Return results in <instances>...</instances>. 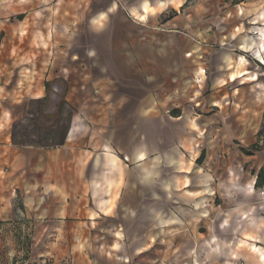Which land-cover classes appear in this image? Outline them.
<instances>
[{"label": "crops", "instance_id": "1", "mask_svg": "<svg viewBox=\"0 0 264 264\" xmlns=\"http://www.w3.org/2000/svg\"><path fill=\"white\" fill-rule=\"evenodd\" d=\"M222 2L0 0V238L91 227L121 199L137 206L140 182L148 183L149 211L156 210V186L150 181L165 176L154 171L165 151L161 133L172 137L174 148L183 142L179 131L197 120L186 105L198 94L187 57L226 37ZM253 20L261 26H253L255 36H245L238 48L264 62V12ZM237 61L227 54L216 64L235 70ZM248 74L232 73L229 81L257 76ZM46 83L47 112H56L62 97L71 111L65 144H14V124L24 119L31 101L45 98ZM135 164L139 173L130 167ZM189 186L178 196L175 189L164 191L159 201L180 214L167 222L192 229L198 242L208 243V260L215 264H264V199L256 220L245 211L227 221L205 208L213 187ZM9 223L20 227L7 231ZM224 243L231 246L226 252Z\"/></svg>", "mask_w": 264, "mask_h": 264}, {"label": "rangeland", "instance_id": "2", "mask_svg": "<svg viewBox=\"0 0 264 264\" xmlns=\"http://www.w3.org/2000/svg\"><path fill=\"white\" fill-rule=\"evenodd\" d=\"M219 8L227 19L224 40L191 56L186 54L187 59L193 61L192 85L198 91L186 105L193 107L197 120L185 132L179 131L183 142L174 148L172 137L167 132L161 133L165 151L159 154L162 159L154 171L165 176L150 181L156 186V210L149 211L146 201L152 198L146 194L148 183L140 182L137 206L123 203L121 199L108 216L99 215L97 224L91 227L56 228L57 233L49 236H2L0 264H215L214 260L213 263L208 260V243L198 242L192 229L182 223L167 222L172 216L177 221L180 214L170 211V205L165 204L164 191L167 195L175 189L174 194L178 196L187 182L190 189L213 187L211 206L206 204L205 208L223 214L227 221L241 217L245 211H249L254 220L261 216L258 206L264 199V188L254 189L252 185L254 174L264 167V150L248 156L240 146L249 147L258 140L264 117V62L256 60L250 51L240 50L238 45L245 36H255L254 32L250 34L253 26H261L252 22L253 17L264 12V0H223ZM233 34L240 36L233 39ZM227 54L234 60L238 57L235 70L216 64V60ZM243 71H248L246 77L255 73L257 76L229 81L230 74ZM197 103H201L200 106H196ZM38 108L31 101L24 119L17 121L31 130L32 138L38 135L31 122ZM64 114L60 128L70 123L71 111L66 110ZM51 132L54 133L46 131L42 136H50ZM202 152L205 157L200 161ZM156 157L149 162H155ZM177 158L180 161L174 165ZM130 167H136L138 173L141 171L136 164ZM160 198L163 200L159 201ZM9 224L7 231L20 227L16 223ZM240 244V247L247 246ZM228 247L231 246L224 243L223 252L230 249Z\"/></svg>", "mask_w": 264, "mask_h": 264}, {"label": "trees", "instance_id": "3", "mask_svg": "<svg viewBox=\"0 0 264 264\" xmlns=\"http://www.w3.org/2000/svg\"><path fill=\"white\" fill-rule=\"evenodd\" d=\"M20 19H23V17H20ZM46 89L48 91V94L45 96L44 99L32 101L33 103L37 104L39 106L37 110V114L33 115V119H31V122L34 123L36 127V131L38 132V135L36 137H31V130L29 131L28 127L21 126L20 123H15L12 131V138L13 143L19 146H36V147H49V148H56V147H62V145L66 142V135L69 129V125L62 126L60 128V124L62 123V119L65 113V110L67 108L66 102L64 100V97L61 98L60 102L58 103V109L54 113H48L47 109L49 107V101L50 96L49 93L51 91L50 89V83H46ZM179 112L174 111L172 113L173 116H178ZM264 115V112H263ZM69 119V118H68ZM69 121V120H68ZM48 122V123H47ZM46 131H54L51 132L50 136H42V134L46 133ZM259 135L258 140L255 142V144L249 146V147H241V151L248 155L253 156L256 152H260L264 150V117L263 122L261 124V128L259 129ZM55 134L57 136L55 137ZM205 157V153L202 154L200 161L203 160ZM199 161V162H200ZM256 183H255V189H262L264 188V167H262L256 174Z\"/></svg>", "mask_w": 264, "mask_h": 264}, {"label": "built area", "instance_id": "4", "mask_svg": "<svg viewBox=\"0 0 264 264\" xmlns=\"http://www.w3.org/2000/svg\"><path fill=\"white\" fill-rule=\"evenodd\" d=\"M263 193V192H262Z\"/></svg>", "mask_w": 264, "mask_h": 264}]
</instances>
